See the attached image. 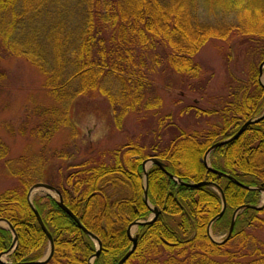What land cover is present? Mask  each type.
Masks as SVG:
<instances>
[{
  "label": "trees",
  "instance_id": "trees-1",
  "mask_svg": "<svg viewBox=\"0 0 264 264\" xmlns=\"http://www.w3.org/2000/svg\"><path fill=\"white\" fill-rule=\"evenodd\" d=\"M197 3L230 23H202ZM235 37L244 58L241 76L227 67L226 92L213 109L186 105L162 114L157 83L165 92L204 95L197 53L211 39ZM0 57L22 58L37 68L55 101L51 107L26 108L16 128L6 125L11 134L49 141L59 130L73 127L70 106L78 98L106 100L117 128L130 114L138 126L147 124L126 143L85 159L66 163V154L57 152L56 159L64 161L57 171L65 173L57 184L50 178L48 183L100 241L92 264H117L131 247L129 224L151 214L142 170L150 157L164 165V171L157 166L147 171L148 201L159 214L138 227L136 247L124 264H264V207L242 208L230 237L218 244L207 228L221 212L219 194L206 186L184 185L207 181L220 187L225 209L211 225L213 232L227 214L230 224L237 208L258 206L262 193L257 189H264V118L209 154V166L232 180L208 171L203 159L211 145L264 111L258 70L264 61V0H0ZM3 74L0 70V78ZM174 113L204 120L208 129L185 130ZM8 155L0 140V171L16 181L0 193V219L11 224L17 237L10 262L37 261L47 252L48 239L27 195L42 181L48 162H11ZM56 200L48 194L32 199L53 240L46 264H89L95 243ZM12 240L11 232L0 227V255Z\"/></svg>",
  "mask_w": 264,
  "mask_h": 264
},
{
  "label": "rangeland",
  "instance_id": "rangeland-1",
  "mask_svg": "<svg viewBox=\"0 0 264 264\" xmlns=\"http://www.w3.org/2000/svg\"><path fill=\"white\" fill-rule=\"evenodd\" d=\"M195 10L202 23L211 26L224 25L221 22L230 23V18L214 15L210 7L204 10L198 4ZM240 45V38L235 37L227 41L211 39L200 48L196 60L202 69L203 79L206 81L204 95L190 92L181 94L177 90L165 92L161 83H157L159 95L163 100L161 113L165 114L171 110L177 113L186 105H195L203 110L213 109V104L219 101L217 98L226 92L223 90V85L227 80V67L232 74L241 76L244 58ZM0 70L4 71L0 78V140L9 149L7 159L11 162L19 159L26 162L47 161L42 183L49 184L50 178L57 184L65 173L62 172V168L60 173L57 171L64 164V161L56 159L57 152L63 151L66 154V163L85 159L126 143L147 125L138 126L135 115L130 114L122 127L117 128L110 116L106 100L78 98L70 106L69 116L73 127L59 130L49 141L41 142L29 136L11 134L5 128L6 125L16 128L26 108L51 107L55 105V101L49 95L48 89L44 87V78L39 70L25 59L0 57ZM261 81L264 84V73ZM175 99L178 100L176 106L173 104ZM176 113H174L176 124L179 127L185 130L208 129L204 120H195L188 114L177 116ZM2 172L3 170L0 171V193L16 184L14 179L5 177ZM44 194H46L45 191L38 190L33 192L32 197ZM257 199L256 204L260 205L263 195L259 194ZM224 217L226 218L224 223L215 229L216 232L210 230L211 237L215 241L222 240L226 235L229 214ZM137 232L138 227L131 228V236ZM9 257L10 255L6 254L1 260L8 262Z\"/></svg>",
  "mask_w": 264,
  "mask_h": 264
},
{
  "label": "water",
  "instance_id": "water-1",
  "mask_svg": "<svg viewBox=\"0 0 264 264\" xmlns=\"http://www.w3.org/2000/svg\"><path fill=\"white\" fill-rule=\"evenodd\" d=\"M263 68H264V61L260 63L259 65V83L261 84L262 87H264V84L262 83L261 81V78H262V74H263ZM264 118V111L262 112V114L255 118V119H249L247 120L245 123H243V125L229 138L225 139V140H222V141H218L216 143H214L213 145H211L209 147V149L206 151L205 153V156H204V159H203V162L206 166V168L208 169V171L216 174L217 176H220V177H227L229 179H233L232 177L224 174L223 172H220V171H217V170H214L212 169L208 164H207V159L209 157V154L215 150L216 148L224 145V144H227L229 142H232L233 140L237 139L242 133L243 131L251 124H254V123H257L259 122L260 120H262ZM151 166H157L159 167L161 170L164 171V165L162 162H160L157 158L155 157H150V158H147L145 159L143 162H142V170H143V181H144V201L145 203L147 204L148 208L151 210V217L150 219L148 220H143V221H134L132 222L131 224H129V226L127 227L126 229V232H127V235L131 241V247L129 248V250L121 257V259L118 261L117 264H124L125 261L130 257V255L132 254V252L134 251L135 247H136V242H137V235H134V236H131V228L133 227H138V226H145V225H148V224H151L153 221L156 220L158 214H159V211L155 208V207H152L148 201V197H147V168L151 167ZM177 183H180V184H183L179 179H175ZM238 184V183H237ZM186 186H189V187H201V186H206V187H210V188H213L215 189L220 198H221V202H222V209H221V212L216 216L214 217L209 225H208V235L210 237V239L215 242V243H218V244H223L225 243L228 238L230 237L231 233H232V230H233V226H234V222H235V218L238 214V212L242 209V208H246V207H249V208H253V209H256V210H260L261 208L264 207V198H263V202L260 206H250V205H245V206H242V207H239L237 208L233 214H232V217H231V221H230V224H229V228H228V231H227V234L225 236L224 239H222L221 241H215L211 235H210V227L211 225L220 217H222L223 215V212H224V209H225V200H224V196H223V193L220 189V187L216 184V183H213V182H207V181H202V182H199V183H188V184H184ZM240 185V184H239ZM249 189V188H248ZM38 190H43L45 191L47 194H49L50 196L52 197H56L57 198V204L58 206L65 212L67 213L77 224L78 226L82 229V231L90 238L92 239L95 243H96V246H97V251L96 253L90 258L89 260V264H92L93 260L96 259L98 256H99V253H100V249H101V243L100 241L97 239V237H95L92 233H90L89 231H87L82 225L81 223L79 222V220L75 217V215L73 213H71V211H69L67 209V207H65V205L63 204V200H62V197L60 195V193L54 188L52 187L51 185L49 184H45V183H35L34 185H32L28 191V195H27V198H28V201H29V204H30V207L36 217V220L39 224V226L41 227L43 233L46 235L47 239H48V250H47V253L46 255L40 259V260H37V261H30V262H25V263H13V264H46L50 261L51 257H52V254H53V248H54V245H53V240H52V237L50 235V233L47 231V229L45 228L42 220H41V217L40 215L38 214V212L35 210V208L33 207L32 203H31V200H32V194L34 191H38ZM253 190V188H252ZM256 190V189H255ZM259 191H261L263 193V196H264V189L262 188H259L257 189ZM2 224H5L6 227L9 229V231L11 232L12 236H13V240H12V243H11V246L9 248V250H7L5 253L1 254L0 255V262L3 263V264H12V263H6V262H3L1 260V256L4 255V254H10L14 251L15 247H16V244H17V237L15 235V231L14 229L12 228L11 224L9 222H7L6 220L4 219H0V226Z\"/></svg>",
  "mask_w": 264,
  "mask_h": 264
}]
</instances>
